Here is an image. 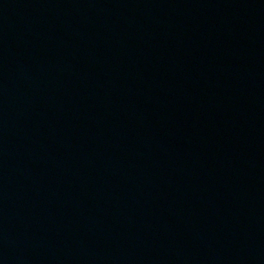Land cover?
<instances>
[{"label": "water", "instance_id": "obj_1", "mask_svg": "<svg viewBox=\"0 0 264 264\" xmlns=\"http://www.w3.org/2000/svg\"><path fill=\"white\" fill-rule=\"evenodd\" d=\"M0 264H264V0H0Z\"/></svg>", "mask_w": 264, "mask_h": 264}]
</instances>
